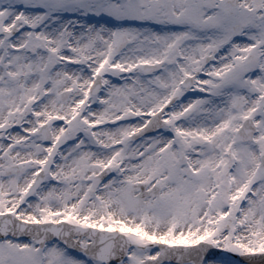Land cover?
Instances as JSON below:
<instances>
[{
  "label": "snow or ice",
  "instance_id": "1",
  "mask_svg": "<svg viewBox=\"0 0 264 264\" xmlns=\"http://www.w3.org/2000/svg\"><path fill=\"white\" fill-rule=\"evenodd\" d=\"M0 264H264V0H0Z\"/></svg>",
  "mask_w": 264,
  "mask_h": 264
}]
</instances>
